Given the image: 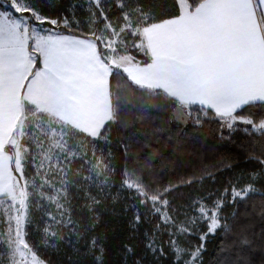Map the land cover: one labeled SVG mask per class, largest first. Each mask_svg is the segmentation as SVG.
<instances>
[{
  "label": "snow or ice",
  "instance_id": "snow-or-ice-1",
  "mask_svg": "<svg viewBox=\"0 0 264 264\" xmlns=\"http://www.w3.org/2000/svg\"><path fill=\"white\" fill-rule=\"evenodd\" d=\"M169 109L173 121L191 122L201 134L208 121L221 139L238 125L260 134L258 143L241 145L260 166L245 186L231 184V198L226 187L211 203L194 200L182 219L169 199L179 184L164 186L132 151L148 135L136 121ZM114 142L123 148L122 167L104 151ZM220 170L204 169L180 184L215 181ZM258 180L264 0L0 6V264H106L101 209L119 205L130 239L148 226L142 250L122 242L124 264H202L205 243H185L202 224V242L217 230L231 236L216 264H264V197L259 231L255 211L242 222L223 216L229 203L256 191Z\"/></svg>",
  "mask_w": 264,
  "mask_h": 264
},
{
  "label": "trees",
  "instance_id": "trees-1",
  "mask_svg": "<svg viewBox=\"0 0 264 264\" xmlns=\"http://www.w3.org/2000/svg\"><path fill=\"white\" fill-rule=\"evenodd\" d=\"M60 2V0H58ZM71 0H63L65 6ZM170 4L171 0H164ZM164 10L162 9V13ZM137 127L147 130V136H140L132 143V151L139 154L142 162H147L149 168L164 186L170 182L179 184L178 191L174 192L169 199L173 206L181 209L180 218L184 212L192 213L190 205L196 199L207 198L208 203L222 193L226 187L229 188L231 198V184H238L244 187L249 180V175L260 166L255 160H249L248 155L241 145H247L249 140L253 144L260 140L259 132L246 133L244 126L238 125L237 131L230 134L227 129L224 135L228 139H221V132L214 121H208L202 134L194 130L191 122L182 125L171 119V109L167 112L152 113L143 121H136ZM253 136L255 139H253ZM105 154L112 151L123 165V148L113 143L111 149L105 148ZM224 164H231V167H224ZM215 181L205 179L202 183L196 182L192 185L180 184V181L199 175L204 169L215 170ZM118 186V185H117ZM256 191L250 193L246 199L237 198L235 203H229L223 216L231 223L233 220L244 221L254 211L257 217V231H259V205L264 197V181L256 182ZM211 194V196H210ZM78 203L74 201L79 215L80 205L83 199L78 197ZM54 208V206H53ZM101 220L98 231L105 234L106 264H124L125 258L121 254L122 242H129L142 250L143 232L146 227L142 226L140 233L135 239H130L128 228V216L122 212V205L115 210L111 206L101 209ZM207 232V224H202L195 234L185 240L190 247L195 248L200 243H205L201 260L202 264H216L223 249L231 242V236L223 230H217L215 234L208 233L206 241L200 240V235ZM227 255V253H223ZM57 259V258H53ZM257 259L259 257L257 256ZM129 264L131 261L129 260Z\"/></svg>",
  "mask_w": 264,
  "mask_h": 264
},
{
  "label": "rangeland",
  "instance_id": "rangeland-1",
  "mask_svg": "<svg viewBox=\"0 0 264 264\" xmlns=\"http://www.w3.org/2000/svg\"><path fill=\"white\" fill-rule=\"evenodd\" d=\"M5 3V0H0V6H2L3 4ZM242 126H244V125H242ZM245 127V126H244ZM18 175V174H17ZM8 202L7 201H5V204H7ZM3 206L2 205H0V208H2Z\"/></svg>",
  "mask_w": 264,
  "mask_h": 264
},
{
  "label": "water",
  "instance_id": "water-1",
  "mask_svg": "<svg viewBox=\"0 0 264 264\" xmlns=\"http://www.w3.org/2000/svg\"><path fill=\"white\" fill-rule=\"evenodd\" d=\"M177 123H179V122H177ZM179 124L186 125V124H184V123H179Z\"/></svg>",
  "mask_w": 264,
  "mask_h": 264
}]
</instances>
